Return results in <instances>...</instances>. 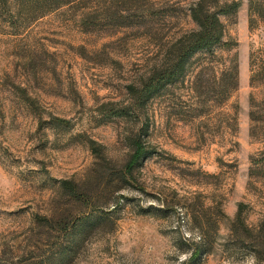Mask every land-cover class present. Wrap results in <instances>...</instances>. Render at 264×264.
I'll use <instances>...</instances> for the list:
<instances>
[{"label":"rangeland","instance_id":"1","mask_svg":"<svg viewBox=\"0 0 264 264\" xmlns=\"http://www.w3.org/2000/svg\"><path fill=\"white\" fill-rule=\"evenodd\" d=\"M194 1L94 0L0 32V262L33 241L51 254L58 238L36 220L55 213L91 228L68 264H182L203 231L219 239L198 264H257L250 246L223 244L240 203L247 224L264 222V0L252 25L251 0H219L241 5L223 17L231 47L196 55L186 80L141 113L117 114L172 41L198 28ZM152 10L143 25L110 21ZM235 55L239 87L222 100ZM61 180L80 184V202H67Z\"/></svg>","mask_w":264,"mask_h":264},{"label":"trees","instance_id":"2","mask_svg":"<svg viewBox=\"0 0 264 264\" xmlns=\"http://www.w3.org/2000/svg\"><path fill=\"white\" fill-rule=\"evenodd\" d=\"M94 0H0V4L8 10L10 19H5L0 13V32H3L8 26V22L13 24V27H18L19 23L25 22L31 18L41 17L49 12L58 10L64 6L73 8L79 5H86ZM89 5L83 7L88 8ZM238 1L221 3L219 0H196L190 6L191 16L197 23L198 28L176 38L172 41L170 47L164 57L155 64L147 78L143 79L139 86L131 87V94L135 99V103L131 106H126L118 111V115L126 117L128 114L141 113L146 106L155 99L162 96L171 85L185 81L192 59L198 55H210L213 59L221 58L219 49L223 47H231V43L227 39L226 24L223 17L236 15L240 8ZM259 10L256 8V3L251 0V25L254 22L252 12ZM96 11L92 9L86 13L84 22L89 24L88 20ZM156 11L143 13L137 17H130L122 13L110 17L113 23L126 24L130 26L135 23L143 25L156 18ZM95 23L96 21H90ZM135 22V23H134ZM224 74L227 75L228 81L221 83V99H229L239 87V64L237 55L231 58V63L225 67ZM213 70L216 67H212ZM205 79L202 74L197 76L193 85L203 86ZM252 119L255 120V112L251 113ZM55 122L66 123V119L53 117ZM96 154L100 151L95 146V142L91 141ZM137 144V143H136ZM139 146V145H138ZM151 154V151H149ZM153 154V152H152ZM147 156V155H145ZM144 156V157H145ZM124 177H129L130 172L127 169L123 171ZM60 189L66 195L67 202H80L84 192L81 190L80 184L74 180H61ZM246 204L240 203L236 217L231 221V233L223 244L224 247H230V243L234 242L238 245L250 246L251 252L255 256L257 264H264V222L257 226L247 224L244 218ZM55 214V213H54ZM50 215L45 218L38 217L36 220L37 226L44 223L48 224L49 233L47 236L58 238L57 245L48 256L40 257L38 250L42 248L40 242L31 243L20 255H17V261L0 262V264H68L72 259L75 248L79 241L84 237L91 228L86 225L78 224V218L75 217L68 223L63 221L58 222V216ZM189 219H194L191 211L187 212ZM54 231V232H50ZM39 236L40 233H39ZM219 239V232L215 234L202 232L198 241H194L195 248L189 251L186 260L182 264H198V260L206 254L209 256L214 248L215 243Z\"/></svg>","mask_w":264,"mask_h":264}]
</instances>
